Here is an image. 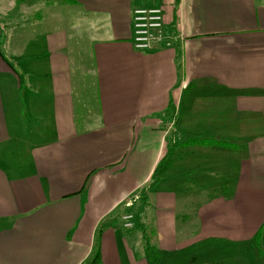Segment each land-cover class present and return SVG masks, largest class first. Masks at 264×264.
<instances>
[{
	"label": "crops",
	"instance_id": "obj_1",
	"mask_svg": "<svg viewBox=\"0 0 264 264\" xmlns=\"http://www.w3.org/2000/svg\"><path fill=\"white\" fill-rule=\"evenodd\" d=\"M138 7L172 46L134 47ZM147 242L264 264V0H0V264H153Z\"/></svg>",
	"mask_w": 264,
	"mask_h": 264
},
{
	"label": "built area",
	"instance_id": "obj_2",
	"mask_svg": "<svg viewBox=\"0 0 264 264\" xmlns=\"http://www.w3.org/2000/svg\"><path fill=\"white\" fill-rule=\"evenodd\" d=\"M133 45L141 51L153 50L160 46H172L175 34L166 30L165 14L161 7H138L133 11ZM139 200V193L135 192L124 201L127 210L123 213L124 227L135 226L136 215L133 211Z\"/></svg>",
	"mask_w": 264,
	"mask_h": 264
},
{
	"label": "trees",
	"instance_id": "obj_3",
	"mask_svg": "<svg viewBox=\"0 0 264 264\" xmlns=\"http://www.w3.org/2000/svg\"><path fill=\"white\" fill-rule=\"evenodd\" d=\"M162 169V163H159V166L157 168L156 173L159 174V172ZM156 173L155 176L153 178V183H156L157 181H159V178L157 179L156 177ZM146 197L143 193V200H145ZM147 257L152 261L153 264H157L158 258L155 256V252L152 249V247L150 246V244L147 242ZM99 257H100V252L98 247L95 249V251L92 253L90 259L87 261V264H99Z\"/></svg>",
	"mask_w": 264,
	"mask_h": 264
},
{
	"label": "rangeland",
	"instance_id": "obj_4",
	"mask_svg": "<svg viewBox=\"0 0 264 264\" xmlns=\"http://www.w3.org/2000/svg\"><path fill=\"white\" fill-rule=\"evenodd\" d=\"M189 135L190 136H196V137H193L191 139L192 142H201L202 141V139L200 138V137H202V134H189ZM138 193H139V200L136 203L135 207L133 208V211L135 212V215H136V206H137V204L139 203V205H141L142 202H143V192H138ZM125 207H126V205H125ZM126 209H127V207H126ZM256 248H257V251H259V252L264 251V243L258 244L256 246Z\"/></svg>",
	"mask_w": 264,
	"mask_h": 264
}]
</instances>
